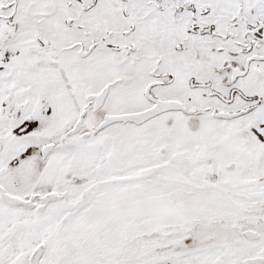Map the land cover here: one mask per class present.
<instances>
[{
  "label": "snow or ice",
  "instance_id": "1",
  "mask_svg": "<svg viewBox=\"0 0 264 264\" xmlns=\"http://www.w3.org/2000/svg\"><path fill=\"white\" fill-rule=\"evenodd\" d=\"M0 264H264V0H0Z\"/></svg>",
  "mask_w": 264,
  "mask_h": 264
}]
</instances>
